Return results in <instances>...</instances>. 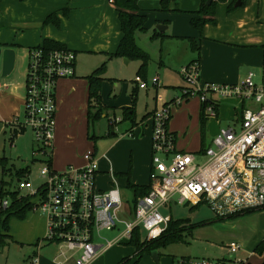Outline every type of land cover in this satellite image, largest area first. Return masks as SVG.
Instances as JSON below:
<instances>
[{
	"label": "rangeland",
	"instance_id": "obj_1",
	"mask_svg": "<svg viewBox=\"0 0 264 264\" xmlns=\"http://www.w3.org/2000/svg\"><path fill=\"white\" fill-rule=\"evenodd\" d=\"M227 1L218 3L217 26L212 27L213 30H216L215 33L219 37L224 38L228 36L230 31L234 29L233 25L236 28L235 24L241 16H244L246 10L247 19L250 22V26L246 29V32L264 37V7L262 8V1L260 8H258L251 0H244L243 6L233 9L230 12L229 8L234 2L232 3L233 0ZM200 3H202V0H179L177 3L173 2L170 5L169 11H163L161 1L138 0L140 9L148 10V14L145 30L136 33V43L142 51L149 55L150 63L146 72V79L149 82L148 89L140 90L137 93L135 92L136 97H132L131 93L134 92L133 89L137 88L134 80L138 77L141 66L139 61L131 60V63L126 65L125 59H123V65L118 66L115 64L112 67L111 61H104L97 67L100 68L106 64L105 73L111 72L116 77L121 76L123 79H127L130 86L128 95L124 93L120 96V89H115L114 92L110 93L111 97H109L108 94L106 96L104 95L105 82H102L100 93L101 103L104 107V103H106L111 109L105 112L108 113V118L96 116L93 120L94 122H91L90 130L91 133H95L96 138H100L97 139L99 155L104 154L110 149L111 144L108 143V140L114 138L109 134H117L115 139H118L120 143L107 155L110 163L115 165V171L117 173H126L129 171L133 174V182L138 181L142 185H148L150 183L149 177L153 156L152 139H150L149 150L147 151L148 144L145 140L148 138L149 131H143L142 127L138 126L134 129V135H124L132 128V122L130 120H124L119 123L120 120H123L122 112L125 109L130 108L134 111L136 121L141 123L147 112L152 111V109L161 110L163 106L171 103L172 100H177V98L183 99L181 105L172 107V115L168 127L171 133H176L178 136L179 145L177 150L191 153L201 152L203 146V149L209 147L213 139L218 135L220 129L232 126L238 117V115L235 117L236 112L237 114L241 113L242 104L235 98L222 100V106L226 107L224 109L226 112H223L224 117L227 119L229 117L232 118H229V121L223 119L220 123L216 121L217 118H210L207 115H203L200 94H190L192 96H189L187 99L183 96L185 89L192 90V88L184 79L182 70L193 61L200 60L203 62L204 58V47L195 50L192 46L193 41L200 46L207 39L205 36L206 27L201 32L192 26V19L194 18V14L200 10ZM103 5V0L100 1L99 5L97 3L94 4L93 0H90L89 4L78 6L76 10L80 15L89 14L94 11L96 13L84 24H80L78 21L68 24V38L74 41V45L78 46L87 42L90 44V47L100 49L101 45H110L108 42L109 37L113 39L112 44L117 42L120 30L118 20H116L115 24L111 25L112 30H110L109 22L106 23V18L104 17ZM155 9L156 11H154ZM229 23H231V29L228 28ZM158 26H166L168 30L162 34L157 29ZM236 31L237 28L235 29V33ZM196 32L198 33V37L194 36ZM214 37L217 36H212L210 39L213 40ZM81 50L80 52H83ZM242 50L247 55L251 51V49ZM103 51H105V55L108 57L107 55L110 49L101 48L100 52ZM26 53V50H23L22 57L19 61L20 75L17 77L20 79V83L21 81L22 83L24 82L23 75L27 70L28 60L26 59ZM105 55L99 53L96 57L103 60ZM221 56L230 57L226 53ZM83 58L81 57L78 61H83ZM108 59L110 58L108 57ZM121 67L122 69L120 70ZM252 72L256 74L255 81L257 83L261 82L262 70L260 68L252 69ZM153 78L159 80L158 86L152 84ZM202 78L200 72L202 86L206 83L223 84L204 81ZM156 87H158V91H156ZM109 88L112 90L111 85H109ZM109 98L113 100L110 101ZM107 99L110 101L109 103ZM125 101H127L129 106H124ZM23 108H25V104L24 106L22 104L20 114L18 116H16L17 114L15 115V117L21 116V120L24 118ZM246 108H249V104H246ZM229 110L231 111L230 114L227 112ZM202 117L206 119L204 135L201 130ZM233 118L234 120H232ZM116 120H118V124L110 128L109 124L114 123ZM8 124L4 125L1 123L0 125V196L3 190L7 195L4 200H7L11 204V197L8 196L10 193L19 191L21 192V197L28 195L26 191L19 190L18 181L20 176L25 174L24 177H26L29 174V179L33 183L34 188H38L44 182L42 170L47 164L40 161L44 157L39 152L40 146L34 131L28 128L26 131L21 132V128L19 129L17 127L18 129H14ZM16 132L17 135L15 136ZM143 133L147 137L145 140ZM91 138H93L92 134ZM203 142L204 145L202 144ZM204 162H206V158L199 159L200 164ZM100 169L101 166H99ZM121 186L124 213L120 214V216L123 220L130 221L132 219L130 212L134 206L132 192L125 183ZM97 187V189L100 188L104 192L109 191L107 186L102 184V181L100 183L99 181L97 182ZM162 212L171 215L174 219H188L191 224H201L202 222H206V224L197 227L193 235L187 236L183 242L171 244L166 248L158 250V262L153 257L152 252L144 253L139 258L136 256L137 251L135 247L121 243L112 246V248L110 247L111 249L108 248V251L100 256L102 260L108 261L114 256L115 259L119 257V260L115 264H119L123 259L127 260L126 264H173L174 259L182 257L218 260L223 257H230L224 248L228 244L235 242L241 246V250L231 257L244 260L245 262V259L264 240V210L244 216L240 214L234 215V217L236 216L235 218L231 216L232 218L228 217L231 219L226 218L225 220L218 218L207 205L192 208L190 204L186 206L172 204L171 208L164 209ZM9 227V234L12 237L8 239L6 246L0 249V264H26L27 261L29 262V258L38 250L39 252L41 250V257L43 258L51 259L53 257V251L57 247L50 243H45L48 218L42 212L31 211L23 219L18 216H13L9 221ZM123 229L124 226L119 225L112 232H103L101 237H96L95 243L105 244L106 240L111 241L117 238ZM36 243L38 244L37 246H35ZM45 245L47 247L43 248ZM259 261L260 255L257 253L250 259L252 264H259Z\"/></svg>",
	"mask_w": 264,
	"mask_h": 264
},
{
	"label": "built area",
	"instance_id": "obj_2",
	"mask_svg": "<svg viewBox=\"0 0 264 264\" xmlns=\"http://www.w3.org/2000/svg\"><path fill=\"white\" fill-rule=\"evenodd\" d=\"M76 63L77 54L69 49H31L24 118L13 122L34 131L44 157L40 161L47 164L42 170L44 182L40 187L34 188L29 174L18 181L19 190L32 198L33 211L48 218L45 243L77 250L75 264H91L104 250L130 241L135 231L143 241L160 237L173 218L162 210L172 204L192 207L204 204L222 219L264 210V67L261 82L257 83L256 74L248 71L245 79L234 85L202 86L199 63L182 70L192 88L185 89L183 96L200 94L207 116L217 118L221 101L229 98L242 104L241 113L232 126L220 129L204 153H191L177 150L176 139L168 127L172 107L180 105L183 99L157 109L153 113L151 190L133 206L132 219L128 221L120 216L124 209L119 187L107 192L97 189L99 166L95 152L86 154L87 165L81 168L71 166L57 171L48 164L53 150L57 84L76 75ZM135 82L141 89L148 87L140 76ZM153 84L157 85L158 79ZM201 158H206V162L200 164ZM2 206L8 207L9 202L3 201ZM119 225L124 229L117 238L106 240L105 244L95 243L96 237L116 230ZM224 249L229 258L182 257L174 259L173 264H245L244 260L231 257L241 250L239 244L232 242ZM31 264H39V259L34 257Z\"/></svg>",
	"mask_w": 264,
	"mask_h": 264
},
{
	"label": "crops",
	"instance_id": "obj_3",
	"mask_svg": "<svg viewBox=\"0 0 264 264\" xmlns=\"http://www.w3.org/2000/svg\"><path fill=\"white\" fill-rule=\"evenodd\" d=\"M100 1L101 0H93L94 4L97 3L98 5L100 4ZM103 1L104 5L102 6V8L104 9V17L106 18V23L109 22L110 30H112L111 25L115 24L116 20H118L120 28L119 38L115 44H112L113 39L112 37H109L108 42L110 43V45L100 46L101 48H109L110 52H108V54H110L114 53L118 49L123 34L121 32L119 16L117 10L115 9V6L111 2V0ZM238 1L241 0H233L232 3H237ZM261 1L263 2V8L264 0H251V2L254 3L258 8H260L261 6ZM89 3L90 0H0V48L3 50L11 48L16 51L15 69L12 74L6 78L2 76V58L0 61V125L1 123L4 125L9 123L11 124L9 125L11 128L18 129V126L13 125V122L17 119L21 120V116L15 117V115L17 114L16 116H18L20 114L21 107L22 104L24 106L26 96L27 70L23 75V83L22 81L20 83V79H18L17 77L18 75H20L19 61L22 57L23 50H26L27 53L25 55L26 59L28 60L29 51L32 48L44 44L46 41L62 44L67 49H71L77 54V63L76 75L73 78L62 79L57 84L55 131L53 140V150L51 153L52 167L57 171H64L71 166L76 168L84 167L85 165H87V160L85 157L86 154L88 152H95L96 158L98 160V166H101V169L99 170L96 178V184L98 181L99 183L100 181H102V184H105L108 190H110L114 186L119 187V189L121 190V185L123 183H125L126 185L128 184V178L126 177V175L129 171L126 173H117L115 171V165L110 163V159L107 155L110 151H112L114 147H116L120 143L118 139H115V137H117L116 133L109 134L112 136V138H114L108 140V143L111 144L110 149L104 154H98L97 139L100 138H96V136L94 135L95 133H91L90 130V85L88 77L96 71L95 69H99L97 67L101 64V62L103 63L104 61H111L112 67L115 64H117L118 66L123 65V59H125L126 65H129L131 63V60L127 58L108 59L109 56L107 55L108 57H106L105 51L100 52L101 48L95 49L93 47H90V44L87 42H84L83 44L77 46L74 45V41L71 38H68V24H70V22L75 23L78 21L80 24H84L90 17H92L96 13L94 11L89 14H81L82 17L80 14H78L76 10L78 6H83ZM176 8L178 7L176 6ZM141 11L147 16L148 10L141 9ZM154 11H156V9ZM246 14L247 10L245 11L244 16H241L235 24L237 28L236 33V28L232 24L234 29L230 31L229 35L225 36L224 38L219 37V35L215 33L216 30H213L212 27L217 26V24H209L206 26L205 36L207 37V39L200 45L201 49L202 47H204V58L203 62H201L200 60L198 61L201 68L200 72L203 77L202 79L204 81H213L217 83L234 85L242 82L245 79L248 71L252 72V69L260 68V70L263 71L264 51L262 47L264 46V37L262 35L246 32V29L250 26V22L248 21ZM50 17L54 18V22L52 21L48 24H45L46 20ZM228 28L231 29V23H229ZM167 30L168 27L165 32ZM194 36L198 37V33L196 32ZM212 36L217 37H214L213 40H211L210 38H212ZM79 48L84 50H81ZM241 48L251 49L250 54L247 55L246 52ZM80 50L83 52H80ZM99 53L105 55L103 57V60L101 58L96 57ZM224 53L229 54L230 57H222L221 55H223ZM81 57H84L83 61H78V59H80ZM86 61L88 62L87 64ZM121 69L122 67L120 68V70ZM146 76L143 80L148 84L149 82L148 79H146ZM155 78H153V80ZM102 79L103 82H105V96L108 94V96L111 97L110 93L114 92L115 89H120V96L124 93L128 95L130 86L127 82V79H123L121 76L116 77L111 72H106L102 76ZM135 83L137 84V88L133 89L134 92L132 91L133 93H131L132 97L135 92L137 93L140 90L148 89V87L146 89H141L139 83ZM109 85H111L112 90H110ZM154 86H158V84ZM156 91H158V87H156ZM109 100L112 101L113 99L109 98ZM109 100L107 99L108 103L110 102ZM175 102L176 100H172L171 103L175 104ZM104 105L105 107L102 117L108 118L109 115L105 112L108 109H111V107L106 103H104ZM124 106H129L127 101H125ZM225 108L226 107L222 106L221 103L218 110V117L216 119L217 122L221 123L223 119L229 121L232 118L229 117L230 119H227L224 117L223 112H226L224 111ZM128 110L130 111L129 115H133L134 111H132L130 108L125 109L122 112L123 120H120L119 123L123 122L124 120H129V118L126 119L125 116V112H127ZM155 110L156 109H152V111L147 112L146 116L142 119L141 123H138L135 118V122H133V120H130L132 122V128L130 131H127L126 134H124L134 135V129L138 126L142 127L143 131H149L148 138L144 136L143 133L144 140L147 138L145 140V142L147 141L146 143L148 144L147 151L149 150V142L150 139H152L154 132L153 113ZM227 112L228 114L231 113L230 110ZM237 115L239 114H237L236 112L235 117ZM234 118L232 120H234ZM117 124L118 121L114 125ZM114 125H112V123L109 124L110 128L114 127ZM27 129L28 128H24V130L22 129L21 132H24ZM91 134L93 138H91ZM174 134L177 136L176 133ZM178 145L179 141L177 136V149ZM132 175L133 174L131 173L130 178L133 184L138 186L147 185H142L141 183H138V181L133 182ZM263 241L264 240H262L259 245L263 243ZM51 245L57 247L56 249H54L53 257H51V259L41 257V250L40 252L38 250L29 258V262L27 261L26 264H31L34 257H37L39 259V264H75V261L79 255V252L77 250L72 251L68 250L65 247H61L55 244ZM35 246H37V243L35 244ZM44 247L47 246L45 245L43 246V248ZM106 251H108V249L100 253L99 256L91 264H115V262L119 260V257H116L115 259V256L111 257L108 261L102 260L100 256ZM61 252H64V255H61ZM255 254L256 253L254 250V252L245 259V264H252L250 262V259ZM263 261L264 257L260 255L259 264H262Z\"/></svg>",
	"mask_w": 264,
	"mask_h": 264
},
{
	"label": "trees",
	"instance_id": "obj_4",
	"mask_svg": "<svg viewBox=\"0 0 264 264\" xmlns=\"http://www.w3.org/2000/svg\"><path fill=\"white\" fill-rule=\"evenodd\" d=\"M179 0H161V6L163 11H169L170 5L174 2L177 3ZM226 0H214L211 5H207V0H202L200 10L195 14L192 19V26L199 30L203 31L207 25H216L217 24V5L220 2H224ZM242 1V6L244 5V0ZM113 5L118 12L121 32L123 34L122 40L118 49L114 53L108 54L110 59L114 58H127L129 60H137L141 63L138 75L145 79L148 65L150 63V57L144 51H142L136 43V33L139 31H144L147 23V16L142 13L138 0H113ZM235 3L231 4L229 8V12L233 9H236ZM54 22V18L50 17L46 20L45 24L50 22ZM162 36V35H160ZM192 46L195 50L200 49V46L196 44L195 41L192 42ZM35 48H44L46 51H51L55 49H67L62 44L46 41L44 44L35 47ZM264 51V46L262 47ZM34 49V48H32ZM193 63H199L198 61H194ZM106 71V64L97 69L91 76L88 77L89 85H90V103H89V121L94 122V118L96 116L102 117L104 106L101 103V86H102V76ZM133 97H136L134 93ZM219 110V109H218ZM203 115L205 114L204 106L202 108ZM130 111L125 112L126 119L133 120L135 122V112L132 116L129 115ZM125 119V118H124ZM115 123H112L114 125ZM202 134L205 133L206 119L202 117L201 123ZM24 129V127H20ZM17 135V132L15 136ZM175 139L177 140V136L173 134ZM204 137V136H203ZM204 145V143H203ZM204 148V146H203ZM201 150V153H204L207 148ZM48 164L52 165V157L49 158ZM130 172L127 173L126 177L128 178V189L132 192L133 196V204L136 205L138 200L149 195L151 186H138L131 182ZM23 175V174H22ZM20 176V179L23 178ZM21 192L10 193L8 196L11 197V204L4 208L2 203L4 198L7 196L3 190L0 196V249L6 246L8 239H11L9 221L11 217L18 216L20 218H25L26 214L33 211L34 205L31 202L30 196H20ZM204 204H200L196 207L203 206ZM192 207V208H196ZM254 212H246L240 214L241 216L248 215ZM234 217V216H233ZM236 217V216H235ZM234 217V218H235ZM232 218V217H231ZM228 218V219H231ZM223 220V219H221ZM225 220V219H224ZM206 222H202L201 224H191L188 219H174L172 218L168 224L167 229L163 232V234L155 240H141L140 233L135 231L133 237L130 241L123 242L124 245H131L136 249V256L141 258L144 253H151L154 250H160L161 248H166L171 244L181 243L183 242L187 236H192L194 230L197 227L205 225ZM38 245V244H37ZM255 253L264 257V243H261L255 249ZM127 260L123 259L119 264H126ZM264 264V261L263 263Z\"/></svg>",
	"mask_w": 264,
	"mask_h": 264
},
{
	"label": "water",
	"instance_id": "obj_5",
	"mask_svg": "<svg viewBox=\"0 0 264 264\" xmlns=\"http://www.w3.org/2000/svg\"><path fill=\"white\" fill-rule=\"evenodd\" d=\"M214 0H207V5H211ZM242 4L241 1H238L235 4V7L238 8ZM157 29L160 33L165 32L167 29L166 26H158ZM2 58V76L4 78L10 76L12 72L15 69V63H16V51L14 49L8 48V49H1L0 48V61ZM152 255L155 258V260L159 261V256L157 250L152 251Z\"/></svg>",
	"mask_w": 264,
	"mask_h": 264
}]
</instances>
